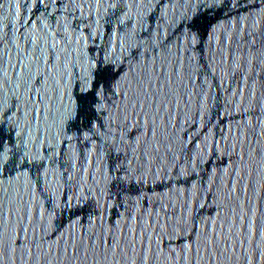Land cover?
<instances>
[{
  "label": "water",
  "instance_id": "95a60500",
  "mask_svg": "<svg viewBox=\"0 0 264 264\" xmlns=\"http://www.w3.org/2000/svg\"><path fill=\"white\" fill-rule=\"evenodd\" d=\"M129 3L0 0V139L44 162L0 172V264H264V0L201 9L195 44V0ZM101 56L123 69L104 144L66 120ZM113 138L141 182L110 180Z\"/></svg>",
  "mask_w": 264,
  "mask_h": 264
},
{
  "label": "snow or ice",
  "instance_id": "6c2138e0",
  "mask_svg": "<svg viewBox=\"0 0 264 264\" xmlns=\"http://www.w3.org/2000/svg\"><path fill=\"white\" fill-rule=\"evenodd\" d=\"M108 8L112 10L113 15L118 13H124L127 15L126 9L132 6L129 0H106ZM162 0H158V5ZM137 6L144 3V0H133ZM148 4L152 3V0H147ZM196 8L194 11L185 12L180 16V26L183 29L182 36L187 37L189 44H195L196 36L201 27V16L200 10L205 9L207 12H212L214 9L226 6L225 0H195ZM185 4L191 6L192 0H185ZM235 7V4H233ZM167 13H164L166 17ZM131 19V17H129ZM118 23L120 25L124 24V19L122 17L118 18ZM146 23V19L144 20ZM145 35L148 36V40L154 47L159 43L161 45L165 44L167 37L164 35L163 29L158 27L156 30H145ZM251 35V34H249ZM143 44H137L135 46L130 45L132 50L130 57L134 58L137 54L143 56L145 53L141 51ZM252 47L255 48V41L252 42ZM264 61V53H261L258 57V62ZM117 70V64L111 58L107 56H101V58L94 64H90L88 74L83 77V86H80L78 82V87L81 95L77 97V102L74 107H72L66 116L68 121H78L83 129H86L85 139L91 142L93 138L101 141L102 144L108 143L105 141V136H112L111 124L112 120L109 116V92L116 95L115 89L113 87V82L116 77L120 74ZM42 77L36 80V84H40ZM35 87L32 91H35ZM126 95V93L124 94ZM31 98V97H30ZM107 102V103H106ZM13 106H9L4 109H0V125L5 123H11L12 117L10 115ZM101 114L107 117V123L101 119ZM103 130V131H102ZM4 132L3 128H0V137H2ZM70 137H66V140ZM14 147H16L14 145ZM110 153L114 154V161L110 169V180L118 188L123 186L139 183L142 181V176L140 180L137 179L139 175L138 169L131 168L130 161L127 159V154L118 146L113 138L110 145ZM39 164L40 168L44 167L43 158L40 157H29L27 152L23 151L22 148L16 147L13 151L10 148H5L3 140L0 139V172L6 169L23 170L32 164ZM183 175V173H181ZM39 179V176H38ZM80 199H86L87 197L82 195ZM67 200V197H65ZM67 206V204L65 205ZM60 205L53 201V211L59 208ZM264 256V253L260 254Z\"/></svg>",
  "mask_w": 264,
  "mask_h": 264
}]
</instances>
